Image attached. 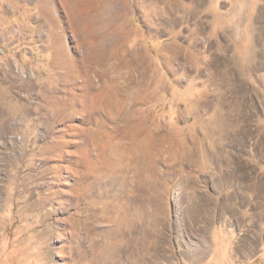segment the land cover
<instances>
[{
	"label": "rangeland",
	"instance_id": "1",
	"mask_svg": "<svg viewBox=\"0 0 264 264\" xmlns=\"http://www.w3.org/2000/svg\"><path fill=\"white\" fill-rule=\"evenodd\" d=\"M0 264H264V0H0Z\"/></svg>",
	"mask_w": 264,
	"mask_h": 264
}]
</instances>
